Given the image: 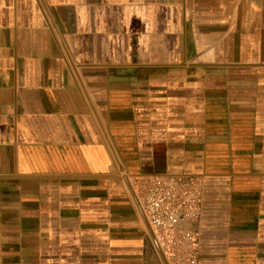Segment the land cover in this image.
Segmentation results:
<instances>
[{
    "label": "crops",
    "instance_id": "1",
    "mask_svg": "<svg viewBox=\"0 0 264 264\" xmlns=\"http://www.w3.org/2000/svg\"><path fill=\"white\" fill-rule=\"evenodd\" d=\"M152 175L198 264H264V0H0V264H168Z\"/></svg>",
    "mask_w": 264,
    "mask_h": 264
},
{
    "label": "built area",
    "instance_id": "2",
    "mask_svg": "<svg viewBox=\"0 0 264 264\" xmlns=\"http://www.w3.org/2000/svg\"><path fill=\"white\" fill-rule=\"evenodd\" d=\"M140 205L168 264H198L202 189L194 178L152 175L138 180Z\"/></svg>",
    "mask_w": 264,
    "mask_h": 264
}]
</instances>
